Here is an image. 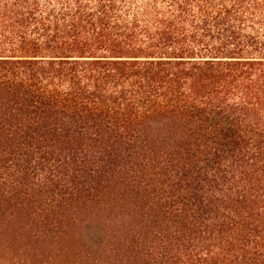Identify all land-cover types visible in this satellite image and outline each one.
Here are the masks:
<instances>
[{
  "label": "trees",
  "instance_id": "obj_1",
  "mask_svg": "<svg viewBox=\"0 0 264 264\" xmlns=\"http://www.w3.org/2000/svg\"><path fill=\"white\" fill-rule=\"evenodd\" d=\"M0 264H264V0H0Z\"/></svg>",
  "mask_w": 264,
  "mask_h": 264
}]
</instances>
